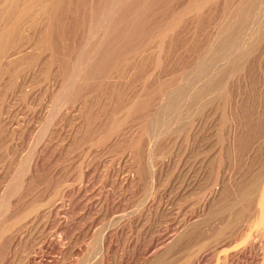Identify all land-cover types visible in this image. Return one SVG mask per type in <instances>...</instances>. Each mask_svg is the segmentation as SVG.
<instances>
[{
	"label": "rangeland",
	"instance_id": "obj_1",
	"mask_svg": "<svg viewBox=\"0 0 264 264\" xmlns=\"http://www.w3.org/2000/svg\"><path fill=\"white\" fill-rule=\"evenodd\" d=\"M60 1L0 65V264H264V0Z\"/></svg>",
	"mask_w": 264,
	"mask_h": 264
},
{
	"label": "bare ground",
	"instance_id": "obj_2",
	"mask_svg": "<svg viewBox=\"0 0 264 264\" xmlns=\"http://www.w3.org/2000/svg\"><path fill=\"white\" fill-rule=\"evenodd\" d=\"M2 1H4V3L7 1V0H0V5L2 6V4H1V2ZM10 1V0H9ZM12 1V0H11ZM10 1V2H11ZM16 1V0H15ZM56 0H28V2L26 1V3H24V2H22L23 4H25L24 6L23 5H21V6H23V8H22V10H21V12L19 13V15L15 12V9L13 10V9H10L8 6H10L9 5V3H7L8 5L6 6V5H3V6H6V8L8 7L9 9H10V12L8 11V9H6L9 13H11L12 11L13 12H15V14H16V18L14 19V15L12 16V14H8V17L11 15V17H13L12 18V20L13 21H11V20H9L10 22H12L11 24H10V22H8L10 25H6V23H4V25H6V26H4V27H0V65H2V62H4L5 60V62H7V63H11L12 61H14L16 58L18 59L19 57H17L18 56V54H20L21 52H18V54H15V53H13L14 51H15V48L12 50V48H11V45H14V43H13V40L16 38V36H19V34H20V32H23L22 30V27L24 26V25H28V24H34L33 23V21H35V19L36 18H32V16L31 15H33V16H35V11H38L39 13H40V11H41V13L40 14H42V16H43V14H44V16H46V15H49L48 17H50V13L52 12V9H53V7H55L56 6V3L57 2H55ZM62 1V0H61ZM60 1V2H61ZM65 1V0H64ZM110 1H113V0H110ZM117 2H118V0H116ZM124 1V0H123ZM259 1V0H258ZM13 2H14V0H13ZM18 2H19V0H18ZM117 2H115V6H116V4H117ZM250 2H252V1H250ZM120 3V2H119ZM131 3V2H130ZM263 3V2H262ZM58 4H59V1H58ZM63 4V3H62ZM107 4H108V2H107ZM162 4V3H161ZM18 5V4H17ZM55 5V6H54ZM109 5H110V3H109ZM131 5V4H130ZM112 6V5H111ZM118 6V5H117ZM116 6V7H117ZM168 6V5H167ZM242 6V5H241ZM261 6V5H260ZM16 7H18V6H16ZM103 7V6H102ZM106 7V6H105ZM110 7V6H109ZM115 7V8H116ZM244 7V6H243ZM249 7H251V6H249ZM263 7V6H262ZM2 8V7H1ZM0 8V9H1ZM15 8V7H14ZM19 8V7H18ZM18 8H17V10H18ZM57 8V7H56ZM100 8V7H99ZM114 8V9H115ZM203 8V7H202ZM228 8V7H227ZM257 8V7H256ZM4 9V8H3ZM59 9V8H58ZM58 9H57V11H58ZM109 9V8H108ZM2 10V9H1ZM98 10V9H97ZM111 10H113V8L111 9ZM197 10V9H196ZM3 11V10H2ZM55 11V10H54ZM96 11V10H95ZM103 11H104V9H103ZM115 11V10H114ZM239 11V10H238ZM241 11V10H240ZM250 11H252V10H250ZM37 12V13H38ZM105 12V11H104ZM106 12H107V10H106ZM137 12V11H136ZM200 12V11H199ZM253 12H254V10H253ZM3 13H4V11H3ZM3 13L1 12V14L3 15ZM54 13V12H53ZM56 13V12H55ZM115 13V12H114ZM195 13V12H194ZM237 13V12H236ZM240 13V12H239ZM238 13V14H239ZM244 13V12H243ZM246 13V12H245ZM103 14V13H102ZM111 14H113L112 13V11H111ZM182 14V13H181ZM202 14V13H201ZM6 15V14H5ZM5 15H3V17L5 16ZM99 15V14H98ZM104 15H105V13H104ZM107 15V14H106ZM198 15V14H197ZM247 15V14H246ZM31 16V17H30ZM40 16V15H39ZM108 16L110 17V14H108ZM107 16V18H109ZM112 16V15H111ZM167 16V15H166ZM181 16V15H180ZM237 16V15H236ZM259 16V15H258ZM3 17H2V19H3ZM53 17V16H52ZM96 17V16H95ZM252 17V16H251ZM39 18V17H38ZM41 18V17H40ZM46 18H47V16H46ZM100 18V17H99ZM239 18V17H238ZM43 19H45V18H43ZM49 19V18H48ZM52 19H54V18H52ZM96 19V18H95ZM174 19V18H173ZM183 19V18H182ZM203 19V18H202ZM3 20H5V17H4V19ZM50 20V19H49ZM98 20V19H97ZM121 20V19H120ZM192 20V19H191ZM233 20V19H232ZM251 20V19H250ZM253 20V19H252ZM262 20V19H261ZM260 20V21H261ZM38 21V20H37ZM43 21V20H42ZM45 21H46V19H45ZM105 21V20H104ZM132 21V20H131ZM136 21V20H135ZM235 21V20H234ZM6 22V21H5ZM36 22V21H35ZM54 22V21H53ZM178 22V21H177ZM37 23V22H36ZM47 23H48V21H47ZM95 24H96V22H94ZM241 23V22H240ZM0 24H2V22L0 23ZM101 24V23H100ZM245 24V23H244ZM261 24V23H260ZM34 25H36V24H34ZM172 25V24H171ZM228 25V24H227ZM259 25V24H258ZM29 26V25H28ZM27 26V27H28ZM263 26H264V23H263ZM26 27V28H27ZM32 27V26H31ZM98 27V26H97ZM164 27V26H163ZM224 27V26H223ZM239 27V26H238ZM242 27V26H241ZM101 28V27H100ZM248 28V27H247ZM262 28H264V27H262ZM22 29V30H21ZM28 29V28H27ZM94 29V28H93ZM261 29V28H260ZM237 31V30H236ZM91 32V31H90ZM161 32V31H160ZM233 32V31H232ZM26 33V32H25ZM236 33V32H235ZM245 33V32H244ZM154 34V33H153ZM160 34V33H159ZM241 34V33H240ZM21 35H22V33H21ZM92 36V35H91ZM227 36V35H226ZM113 37V36H112ZM148 37V36H147ZM231 37V36H230ZM49 39V38H48ZM129 39V38H128ZM233 39H234V37H233ZM25 41V40H24ZM160 41V40H159ZM156 42V41H155ZM190 42V41H189ZM228 42V41H227ZM24 43V42H23ZM22 43V44H23ZM29 43V42H28ZM50 43V42H49ZM48 43V44H49ZM131 43H132V41H131ZM142 43H144V42H142ZM159 43V42H158ZM164 43V42H163ZM246 43V42H245ZM149 44V43H148ZM219 44V43H218ZM222 44V43H221ZM16 45V44H15ZM50 45V44H49ZM230 45V44H229ZM19 46V45H18ZM20 46H21V44H20ZM19 46V47H20ZM30 46V45H29ZM221 46V45H220ZM239 47H240V45H238ZM237 46V47H238ZM15 47V46H14ZM219 47V46H218ZM225 46H223V48H224ZM236 47V46H235ZM248 47V46H247ZM140 48V47H139ZM160 48V47H159ZM208 48V47H207ZM244 48V47H243ZM11 49V51L9 52V50ZM127 49V48H126ZM157 49V48H156ZM212 49V48H211ZM217 49V48H216ZM233 49V48H232ZM231 49V50H232ZM239 48H237V50H238ZM209 50V49H208ZM241 49H239L238 51H236V52H239ZM248 50V49H247ZM252 50V49H251ZM18 51V50H17ZM58 51V50H57ZM89 51V50H88ZM94 51V50H93ZM161 51H163V50H161ZM220 51V50H219ZM242 51V50H241ZM246 51V50H245ZM245 51H242V52H245ZM16 52V51H15ZM53 52V51H52ZM218 52V51H217ZM247 52H249V51H247ZM51 53V52H50ZM117 53V52H116ZM234 53H235V51H234ZM240 53V52H239ZM24 54V53H23ZM231 54V53H230ZM245 54H247V53H245ZM42 55V54H41ZM52 55V54H51ZM158 55V54H157ZM238 55V54H237ZM236 55V56H237ZM244 55V54H243ZM21 56V55H20ZM209 56H211V55H209ZM239 56H241V55H239ZM247 56V55H246ZM250 56V55H249ZM42 57V56H41ZM90 57V56H89ZM238 57V56H237ZM142 58V57H141ZM153 58V57H152ZM236 58V57H235ZM244 58V57H243ZM248 58V57H247ZM246 58V59H247ZM254 58V57H253ZM83 59V58H82ZM114 59V58H113ZM206 59V58H205ZM209 59V58H208ZM214 59H216L217 60V58H214ZM232 59H234V58H232ZM237 59V58H236ZM39 60V59H38ZM43 60V59H42ZM211 60V59H210ZM223 60H226V57L224 58V56H223ZM235 60V59H234ZM238 60V59H237ZM16 61H18V60H16ZM35 61V60H34ZM230 61H231V59H230ZM246 61V60H245ZM4 62V63H5ZM203 62V61H202ZM207 62V61H206ZM208 62H209V60H208ZM217 62V61H216ZM219 62V61H218ZM217 62V63H218ZM229 62V60H227V63ZM237 62V61H236ZM235 62V63H236ZM3 63V64H4ZM94 63V62H93ZM211 63V62H210ZM244 63V62H243ZM12 64V63H11ZM201 64V63H200ZM207 64V63H206ZM234 64V63H233ZM241 64V63H240ZM239 64V65H240ZM10 65V64H9ZM8 65V66H9ZM26 65V64H25ZM44 65V64H43ZM92 65V64H91ZM201 65H203V64H201ZM200 65V66H201ZM213 65V64H212ZM86 66V65H85ZM113 66V65H112ZM210 66V65H209ZM241 66V65H240ZM108 67V66H107ZM217 67H219V66H217ZM221 67V66H220ZM226 67V66H225ZM231 67V66H230ZM41 68V67H40ZM144 68H145V66H144ZM162 68V67H161ZM201 68V67H200ZM203 68V67H202ZM243 68V67H242ZM76 69H78V68H76ZM215 69V68H214ZM217 69V68H216ZM215 69V70H216ZM226 69V68H225ZM18 70V69H17ZM175 70H177V69H175ZM218 70V69H217ZM4 71V70H3ZM108 71V70H107ZM232 71V70H231ZM241 71V70H240ZM8 72H10V71H8ZM13 72V71H12ZM16 72V71H15ZM77 72V71H76ZM83 72V71H82ZM64 73V72H63ZM141 73V72H140ZM227 73V72H226ZM1 74V73H0ZM74 74V73H73ZM156 74V73H155ZM188 74V73H187ZM212 74V73H211ZM218 74H219V72H218ZM233 74V73H232ZM210 75V74H209ZM240 75V74H239ZM6 76V75H5ZM12 76V75H11ZM65 76V75H64ZM82 76V75H81ZM99 76V75H98ZM65 77H67V76H65ZM188 77V76H187ZM213 77V76H212ZM123 78V77H122ZM150 78V77H149ZM151 78H152V76H151ZM197 78V77H196ZM201 78V77H200ZM203 78V77H202ZM205 78V77H204ZM214 78V77H213ZM217 79V78H216ZM216 79H213V80H216ZM222 79V78H221ZM229 79V78H228ZM0 80H1V76H0ZM65 80V79H64ZM72 80H73V78H72ZM100 80V79H99ZM202 80V79H201ZM206 80V79H205ZM208 80V79H207ZM219 80V79H218ZM217 80V81H218ZM16 81V80H15ZM63 81V80H62ZM91 81V80H90ZM116 81V80H115ZM227 81V80H226ZM95 82V81H94ZM99 82V81H98ZM199 82V81H198ZM201 82V81H200ZM208 82V81H207ZM207 82H206V84H207ZM215 82V81H214ZM219 82V81H218ZM81 83V82H80ZM106 83V82H105ZM143 83V82H142ZM203 83H204V81H203ZM63 84V83H62ZM66 84V83H65ZM114 84V83H113ZM144 84V83H143ZM198 84V83H197ZM196 84V85H197ZM209 84V83H208ZM207 84V85H208ZM211 84V83H210ZM218 84V83H217ZM127 85V84H126ZM169 85V84H168ZM202 85V84H201ZM216 85V84H215ZM224 85V84H223ZM185 86V85H184ZM183 86V87H184ZM226 86V85H225ZM200 87V86H199ZM198 87V90H200V88ZM207 87H211V86H207ZM214 87V86H213ZM203 88V87H202ZM218 88H219V86H218ZM50 89V88H49ZM143 89V88H142ZM180 89H181V87H180ZM212 89V88H211ZM197 90V89H196ZM197 90V91H198ZM205 90V89H204ZM209 90V89H208ZM218 90V89H217ZM11 91V90H10ZM166 91V90H165ZM179 91V90H178ZM211 91V90H210ZM214 91V90H213ZM74 92V91H73ZM207 92V91H206ZM216 92V91H215ZM215 92H213V93H215ZM218 92V91H217ZM85 93V92H84ZM140 93V92H139ZM163 93V92H162ZM184 93V92H183ZM212 92H211V94H213ZM164 94V93H163ZM191 94V93H190ZM189 94V95H190ZM206 94V93H205ZM218 94V93H217ZM216 94V95H217ZM221 94V93H220ZM220 94H218V95H220ZM74 95V94H73ZM166 95H167V93H166ZM170 95V94H169ZM181 95V94H180ZM180 95H177V96H180ZM183 95V94H182ZM181 95V96H182ZM198 95V94H197ZM200 95V94H199ZM198 95V96H199ZM208 95V94H207ZM82 96V95H81ZM163 96V95H162ZM168 96V95H167ZM166 96V97H167ZM197 96V97H198ZM202 96V95H201ZM201 96H200V101H201ZM211 96V95H210ZM213 96V95H212ZM183 97V96H182ZM204 97H205V95H204ZM222 97V96H221ZM116 98V97H115ZM149 98V97H148ZM164 98V97H163ZM190 98H191V96H190ZM209 98V97H208ZM91 99V98H90ZM126 99V98H125ZM172 99V98H171ZM173 99H174V97H173ZM182 99V101H183V99L184 98H181ZM193 99V98H192ZM198 99V98H197ZM157 100V99H156ZM169 100V99H168ZM175 100V99H174ZM134 101V100H133ZM178 101V100H177ZM180 101V100H179ZM179 101H178V103H179ZM182 101H180V102H182ZM185 101V100H184ZM188 101H189V98H188ZM197 101V100H196ZM204 101V100H203ZM212 101V100H211ZM109 102V101H108ZM157 102V101H156ZM198 102V101H197ZM177 103V104H178ZM185 103V102H184ZM190 103V102H189ZM194 103H195V100H194ZM203 103V102H202ZM48 104V103H47ZM128 104V103H127ZM131 104V103H130ZM129 104V105H130ZM164 104V102L162 101V103L160 102V103H158V105H157V107H155L156 108V110L154 109V111H160L161 109H162V107H164V106H162ZM174 104V103H173ZM180 104H182V103H180ZM192 104V103H191ZM200 104V103H199ZM204 104V103H203ZM202 104V105H203ZM151 105V104H150ZM57 106V105H56ZM156 106V105H155ZM180 106H182V105H180ZM188 106V105H187ZM194 106V105H193ZM59 107V106H58ZM131 107V106H130ZM66 108V107H65ZM127 108V107H126ZM137 108V107H136ZM188 109H189V107H187ZM196 108H198V107H196ZM120 109V108H119ZM148 109V108H147ZM166 109V108H165ZM171 109V108H170ZM191 109H192V106H191ZM184 110V109H183ZM194 110V109H193ZM123 111V110H122ZM154 111H153V113H154ZM162 111H164L163 109H162ZM166 111V110H165ZM175 111V110H174ZM189 111V110H188ZM137 112V111H136ZM184 112V111H183ZM191 112V111H190ZM156 113V112H155ZM160 113V112H159ZM158 113V114H159ZM176 113V112H175ZM192 114H193V112H191ZM161 114H162V112H161ZM166 114V113H165ZM152 116V114H150L149 113V116ZM154 115H157V114H154ZM186 115H188V114H186ZM148 116V117H149ZM117 117V116H116ZM160 117H162V116H160ZM159 117V118H160ZM184 117H185V115H184ZM179 118V117H178ZM187 118V117H186ZM186 118H183V123H184V119H186ZM155 119V118H154ZM188 119V118H187ZM186 119V120H187ZM212 119V118H211ZM182 120V119H181ZM153 121V120H152ZM171 121V120H170ZM174 121V120H173ZM179 121H180V119H179ZM154 122V121H153ZM175 123L177 122V120H175L174 121ZM182 122V121H181ZM181 122L179 123V124H181ZM187 123V122H186ZM159 124V123H158ZM178 124H176V126H177ZM155 126V125H154ZM180 127H179V130H180V128H181V125H179ZM118 127V126H117ZM130 127V126H129ZM149 127V126H148ZM173 127V126H172ZM115 128V127H114ZM131 128V127H130ZM193 128V127H192ZM135 129V128H134ZM177 129V128H176ZM183 129H185V128H183ZM181 130H182V128H181ZM185 131V130H184ZM155 132V131H154ZM178 132V131H177ZM176 133V132H175ZM100 134V133H99ZM152 134V133H151ZM112 135H114V134H112ZM114 137V136H113ZM158 139V138H157ZM190 140V139H189ZM216 143V142H215ZM252 146V145H251ZM248 147V146H247ZM259 148V147H258ZM260 148H261V146H260ZM262 150H263V148H262ZM159 152V151H158ZM263 152V151H262ZM251 154V153H250ZM258 155H260V154H258ZM136 156V155H135ZM258 157V156H257ZM144 159V158H143ZM259 160V159H258ZM260 162V161H259ZM264 163V162H263ZM256 164V163H255ZM135 166V165H134ZM264 166V165H263ZM261 168V167H260ZM257 169V168H256ZM259 169V168H258ZM255 170V169H254ZM260 172H261V170H260ZM259 172V173H260ZM249 174V173H248ZM258 174V173H257ZM129 175V174H128ZM227 176V175H226ZM258 177V179L256 180L255 179V181L253 182V180L250 178V180L253 182V184H252V186L250 187V184H249V187H247V186H245L242 190L243 191H245L247 188H252L251 190H249V191H251V193L250 194H248V195H246L245 193L246 192H244L243 194H242V197L241 196H239L240 198L238 199L239 200V202L241 201L242 203H244V202H251L252 200H253V197H254V203L256 202V204H258V207L260 206V211L262 212L261 213V215L263 214V216H264V168L262 169V172H261V174L259 175H257ZM248 177H250V176H248ZM255 178V177H254ZM253 178V179H254ZM251 181H249V182H251ZM248 182V181H247ZM251 182V183H252ZM246 184V183H245ZM248 184V183H247ZM244 186V185H243ZM242 186V187H243ZM241 188V187H240ZM240 190V189H239ZM241 190V191H242ZM246 191H248V189L246 190ZM248 191V192H249ZM239 192V191H238ZM240 195H241V193H240ZM237 196V195H236ZM235 197V196H234ZM236 198V197H235ZM248 198H251L252 200H249ZM236 201V200H235ZM234 201V202H235ZM246 203H244V204H246ZM252 203V202H251ZM251 203H249V204H247V205H245V206H243L244 204H242V206L246 209L247 207H248V205L250 206V207H253L254 206V204H253V206H251L252 204ZM54 204V203H53ZM251 204V205H250ZM55 205V204H54ZM56 205H59V203L58 204H56ZM235 204H233L232 206H234ZM240 207H241V205H239ZM247 206V207H246ZM257 206V205H256ZM53 207V206H52ZM51 207V208H52ZM231 207V206H230ZM242 207V208H243ZM250 207H248V210L250 209ZM257 207V208H258ZM33 208V207H32ZM39 208V207H38ZM50 208V209H51ZM54 208V207H53ZM233 208V207H232ZM46 209V208H45ZM44 209V210H45ZM256 209V208H255ZM254 209V210H255ZM262 209V210H261ZM39 210V209H38ZM42 210V209H41ZM48 210V209H47ZM53 210V209H52ZM229 210V209H228ZM232 210V209H231ZM242 210V211H241ZM247 210V209H246ZM246 210H243V209H240V211H241V213H240V215L238 216V220L236 219V221H240V219H242L243 217H244V215H246L247 213H245V211ZM40 211V210H39ZM43 211V210H42ZM237 211V210H236ZM239 211V210H238ZM36 212H37V210H36ZM51 212V211H50ZM226 212V211H225ZM234 212V211H233ZM259 212V211H258ZM39 213V212H38ZM43 213V212H42ZM231 213V212H230ZM236 213V212H235ZM239 213V212H238ZM33 214V213H32ZM35 214V213H34ZM44 214V213H43ZM42 214V215H43ZM260 214V213H259ZM261 215H259V216H261ZM40 215H37V217H39ZM258 216V215H257ZM35 217V216H34ZM36 217V218H37ZM229 217V216H228ZM235 217V216H234ZM215 218V217H214ZM263 217H261V219H262ZM33 219H35V218H33ZM38 219V218H37ZM246 219V218H245ZM260 219V220H261ZM39 220V219H38ZM233 220H235V219H233ZM243 220H244V218H243ZM250 220V219H249ZM29 221V220H28ZM34 221H37V220H34ZM248 221V220H247ZM257 221L259 222V218L257 219ZM256 221V222H257ZM31 222V221H30ZM43 222V221H42ZM243 222V221H242ZM264 222V221H263ZM31 224V223H30ZM42 224V223H41ZM264 224V223H263ZM238 226V225H237ZM242 226V225H241ZM22 227V226H21ZM251 227V226H250ZM22 229V228H21ZM1 234V233H0ZM224 238V237H223ZM225 239V238H224ZM226 240V239H225ZM219 247H220V245H219ZM205 248V247H204ZM262 249H264V248H262ZM208 251V250H207ZM206 252V251H205ZM262 252H263V250H262ZM202 254H204V252L202 253ZM264 255V254H263ZM80 256V255H79ZM85 257V256H84ZM263 257V256H262ZM261 257V258H262ZM87 259V258H86ZM89 260V259H88ZM89 264V263H88Z\"/></svg>",
	"mask_w": 264,
	"mask_h": 264
}]
</instances>
